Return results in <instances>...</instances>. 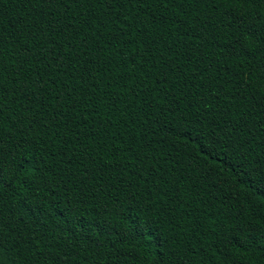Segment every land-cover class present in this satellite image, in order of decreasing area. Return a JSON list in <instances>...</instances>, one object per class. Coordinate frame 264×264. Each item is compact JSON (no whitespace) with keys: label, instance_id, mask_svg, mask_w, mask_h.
Wrapping results in <instances>:
<instances>
[{"label":"trees","instance_id":"obj_1","mask_svg":"<svg viewBox=\"0 0 264 264\" xmlns=\"http://www.w3.org/2000/svg\"><path fill=\"white\" fill-rule=\"evenodd\" d=\"M261 21L264 0H0V156L25 161L0 264H264L239 247L264 230V41L234 44ZM119 222L145 234L114 253Z\"/></svg>","mask_w":264,"mask_h":264},{"label":"snow or ice","instance_id":"obj_2","mask_svg":"<svg viewBox=\"0 0 264 264\" xmlns=\"http://www.w3.org/2000/svg\"><path fill=\"white\" fill-rule=\"evenodd\" d=\"M223 2V0H221ZM236 3H240L241 0H235ZM247 2H252V0H247ZM239 18V17H238ZM255 34V38L264 41V21L260 23H245L238 27L237 34L234 40V44L240 45L241 51L247 49L249 40ZM25 161L23 160H5L3 156H0V187L9 186V171L4 167L5 164L10 165L16 176L13 178H18L19 172L24 167ZM25 186L30 188V184L25 181ZM48 213V207L45 206L43 212L37 209H33V214L38 218H46ZM129 217H123V220H127ZM2 227V226H0ZM144 226L142 224L133 223L131 225H126L123 222L109 223L107 226L108 236L112 237L111 248L114 253H117L121 246L126 245L129 241L138 238V235H144ZM2 235V232H0ZM150 235V234H149ZM264 240V230L257 232L255 229L249 234V239L246 241H241L239 247L249 248L253 244H257L259 241ZM145 242H147L145 240ZM2 247V244H0Z\"/></svg>","mask_w":264,"mask_h":264}]
</instances>
